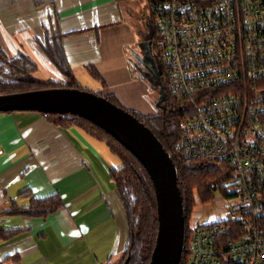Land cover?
I'll return each mask as SVG.
<instances>
[{"label": "crops", "instance_id": "0c3cea01", "mask_svg": "<svg viewBox=\"0 0 264 264\" xmlns=\"http://www.w3.org/2000/svg\"><path fill=\"white\" fill-rule=\"evenodd\" d=\"M127 1L0 0V57H25L38 82L65 87L70 79L41 47L59 38L76 85L148 116L146 81L132 70L140 41ZM117 169L107 143L74 124L0 112V264H119L129 230L111 177ZM45 200L55 203L50 213Z\"/></svg>", "mask_w": 264, "mask_h": 264}, {"label": "built area", "instance_id": "2783aa9c", "mask_svg": "<svg viewBox=\"0 0 264 264\" xmlns=\"http://www.w3.org/2000/svg\"><path fill=\"white\" fill-rule=\"evenodd\" d=\"M148 9L164 67L156 105L182 118L180 156L228 176L222 208L185 225L186 264H264V0H148Z\"/></svg>", "mask_w": 264, "mask_h": 264}, {"label": "trees", "instance_id": "16d2710c", "mask_svg": "<svg viewBox=\"0 0 264 264\" xmlns=\"http://www.w3.org/2000/svg\"><path fill=\"white\" fill-rule=\"evenodd\" d=\"M123 1L127 0H120V2ZM41 47L50 63L70 79L71 84L65 87L78 88L65 67L60 39L50 37L46 46L41 45ZM33 67L34 65L25 57L12 61H6L0 57V95L63 87L53 82L41 83L33 80L29 75ZM105 98L121 107L114 97ZM131 113L150 129L169 154L176 168L177 185L183 202V216L187 223L195 207V196L198 200H202H200L202 204L211 202L214 192L220 191L222 185L228 180L226 168L220 164L204 161L187 162L181 158L177 145L182 118L176 113L171 115L169 112L162 114L156 111V114L145 117ZM47 118L55 125L78 126L86 134L106 142L110 152L121 160V168L111 173L129 229L128 241L119 264H148L155 245L157 214L153 188L145 169L123 146L92 123L71 115H48ZM205 198L208 200L205 201ZM43 202L47 205L52 201ZM51 206L46 209L49 213L55 208V203H51ZM0 236L4 237L5 234L0 232ZM183 243V253L179 264H186L189 259L190 234L187 228L184 230Z\"/></svg>", "mask_w": 264, "mask_h": 264}, {"label": "water", "instance_id": "95a60500", "mask_svg": "<svg viewBox=\"0 0 264 264\" xmlns=\"http://www.w3.org/2000/svg\"><path fill=\"white\" fill-rule=\"evenodd\" d=\"M131 59L137 71L141 58L131 52ZM159 94H163L162 88ZM0 112L76 116L123 146L145 169L154 192L157 232L148 264H179L186 221L176 168L161 143L136 116L103 96L67 87L0 95Z\"/></svg>", "mask_w": 264, "mask_h": 264}, {"label": "rangeland", "instance_id": "374dc122", "mask_svg": "<svg viewBox=\"0 0 264 264\" xmlns=\"http://www.w3.org/2000/svg\"><path fill=\"white\" fill-rule=\"evenodd\" d=\"M122 3H126V2L123 1ZM127 4H128V1H127V3L125 5H127ZM130 4H131L132 7L129 10V12L126 13L128 15V17H129L128 21L135 27V31H136V36L135 37L139 39L138 42L139 41L141 42L142 41L141 36H143L144 31H145L144 30L145 29V27H144L145 25L144 24H145V22H147L146 19L149 18V15H150V12H149V9H148V0H130ZM137 35H139V36H137ZM135 48H137V47H135ZM136 51H137V49L135 51H133V52L136 53ZM132 70H134V68H132ZM29 75H30V77L33 80L38 81L37 77L34 74V72H31ZM134 76H135V78L137 76L138 78L144 79L146 81V83L144 85V91L146 93L145 94V101H146L145 103L147 104L148 109H149L148 110L149 111L148 114L149 115L156 114V103L158 101V92L155 90V87L152 86V84L147 79H145L143 76H141L140 72H136L135 71ZM61 79L66 81V83L68 82V80L66 78H65L66 80L63 77H61ZM82 83H83L82 84L83 86L77 85V87L79 89L94 93L96 95H100V94H97L96 92H94V90L92 88H90L89 86L85 85L84 82H82ZM117 102L125 110L134 112V113L138 114L139 116H143V114L141 112H139L137 109L132 110V109L128 108V106H126L125 104L120 102L119 100H117ZM143 117H145V116H143ZM116 160L119 163V169H120L121 166H122V162H121V160L118 157H116ZM218 196H219L218 193L214 192L213 198L211 200L213 202H210L208 204L203 203L205 205H201V203H202L201 201L202 200L201 199H200L201 201L198 200V198L195 196V207L193 208L190 217H193L194 215H198V214H203V213H206V212H208L207 214H211L212 212H215L217 209L220 210L222 208V205L216 204V199L218 198ZM204 200L206 201V200H208V198H205ZM122 209H123V207H122ZM123 212H124V210H123ZM125 220H126V224H127V230H129L128 229V221H127L126 217H125Z\"/></svg>", "mask_w": 264, "mask_h": 264}, {"label": "flooded vegetation", "instance_id": "af4514ba", "mask_svg": "<svg viewBox=\"0 0 264 264\" xmlns=\"http://www.w3.org/2000/svg\"><path fill=\"white\" fill-rule=\"evenodd\" d=\"M144 25L145 31L143 36H141L142 41L139 42L136 51L138 56L141 58L136 72H140L141 76L147 79L152 84V86L158 88L159 86L163 85L164 67L161 66L157 56L152 50V25L150 22H145ZM134 62H136V60H134ZM156 111L162 114L169 112L172 115L174 113L173 110L168 111L165 109V104H162V110L157 107Z\"/></svg>", "mask_w": 264, "mask_h": 264}]
</instances>
